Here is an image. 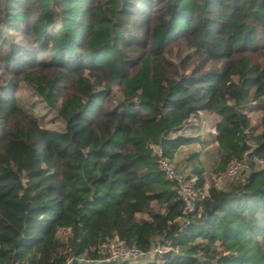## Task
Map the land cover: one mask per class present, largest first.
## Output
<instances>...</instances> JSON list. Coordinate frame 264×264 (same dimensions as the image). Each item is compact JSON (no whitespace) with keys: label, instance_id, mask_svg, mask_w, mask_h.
I'll return each instance as SVG.
<instances>
[{"label":"trees","instance_id":"obj_1","mask_svg":"<svg viewBox=\"0 0 264 264\" xmlns=\"http://www.w3.org/2000/svg\"><path fill=\"white\" fill-rule=\"evenodd\" d=\"M21 83L63 132L21 108ZM201 114L219 170L264 160V0H0V264H131L105 262L115 239L172 244L144 264H264V169L189 215L160 169L156 148L172 161Z\"/></svg>","mask_w":264,"mask_h":264},{"label":"rangeland","instance_id":"obj_2","mask_svg":"<svg viewBox=\"0 0 264 264\" xmlns=\"http://www.w3.org/2000/svg\"><path fill=\"white\" fill-rule=\"evenodd\" d=\"M191 53L192 52L181 53V58H178L180 52L178 49H174V51L172 52L169 58L174 64L177 65V67H179L180 69H182V71H184L183 68L180 66L181 62ZM195 65H196L195 61L192 62V64H190L189 67L187 66L186 71L190 72L194 67H196ZM17 98L19 100V104L21 108H23L28 113L35 115L39 119L40 125L43 128L58 133L64 131V123L61 120V118L57 115V113L54 110H52L48 106L44 98L37 95V93L31 86L25 83H21L18 88ZM246 113L249 116L252 125V128L246 132L248 134L247 137L249 138L248 145L251 148V150L246 153V155H248L251 154L252 151H254L255 149V144L250 140V138L259 134L261 130V126H262L261 107L257 105H253L249 111H246ZM202 115L201 117H203ZM208 120H210V118H208ZM191 121L193 122L194 120ZM197 122L201 123L199 125L200 127H195L196 126L195 122L192 124L190 123L189 129L184 130V132L182 131L180 136H184L186 138L188 136L189 137L194 136L195 138H200L198 139V142L196 143L194 149L195 151L202 153L206 148L205 151L206 153L202 155L204 159H202L201 161L198 160L199 163L197 162L195 164L194 169L192 168L189 169L190 172L189 171L186 172V168L188 169L187 164L190 163V161L186 158L188 156V152H185L184 154L180 155L177 158L176 163L179 164L178 168L176 163L170 160V164L176 170L177 176L179 178L185 179V181H190L193 178L195 182H198L199 178L198 175H196L197 173L196 169H200V171H202L201 176L204 179V184H203V188H200L199 190L203 193V195H208L209 189H211L212 187L227 191L232 187L236 186L238 183L245 182L250 171L253 168L262 169L257 167L255 164H251L250 165L251 169L249 171L244 172L235 179L228 178L226 175L228 166L225 168V165H222V167H220L221 169L219 170V165L221 163L223 152L216 145H214L215 141H214V136L212 135L216 134L214 133L215 131L214 127L216 125L215 121L212 122L209 121V124L207 125L206 123L207 121H204L203 118H199V120L196 121V123ZM208 127L210 130L208 129ZM191 140H196V139L192 138ZM191 152L193 153L194 150H192ZM156 153L159 155L160 149L156 148ZM253 161L254 159L249 162L251 163ZM153 210L154 212H158V213H161L162 211L159 209L158 205H154ZM146 218L147 216L144 215L140 216V219H146ZM258 241L261 243L262 246H264L263 239H259ZM106 248L107 245H105V253H107Z\"/></svg>","mask_w":264,"mask_h":264},{"label":"built area","instance_id":"obj_3","mask_svg":"<svg viewBox=\"0 0 264 264\" xmlns=\"http://www.w3.org/2000/svg\"><path fill=\"white\" fill-rule=\"evenodd\" d=\"M163 153L160 149L159 153V166L165 175V178L170 181H177L179 185L180 199L184 204L187 214H193L195 210V203L203 200L207 195L195 187V180L192 178L190 181H185L177 176L176 170L170 164V161L162 157ZM255 164L257 167L264 169L263 159H254L253 162H249L247 158L241 161L232 162L226 171V175L230 179H235L239 175L250 170V165ZM189 221L186 220L184 227L189 225ZM107 259L105 262H129L131 264H144L148 261L154 260L156 257H161L172 251V244L167 242L162 244L161 241H157L151 249L144 252L137 247H128L125 244L119 242L118 239L110 241L107 245Z\"/></svg>","mask_w":264,"mask_h":264},{"label":"crops","instance_id":"obj_4","mask_svg":"<svg viewBox=\"0 0 264 264\" xmlns=\"http://www.w3.org/2000/svg\"><path fill=\"white\" fill-rule=\"evenodd\" d=\"M254 105H256V104H254ZM202 115V114H201ZM203 117H201V118H203V120L204 121H207L206 123H207V125L209 124V121H215V124L218 122V118L217 117H215V116H210V115H207V114H203L202 115ZM208 118H210V120H208ZM198 121V120H197ZM195 124H196V126L195 127H200L199 125L201 124V123H199V122H195ZM208 129H209V127H208ZM214 129H215V127H214ZM186 130H188V129H186ZM210 130V129H209ZM205 133V132H204ZM214 133H215V131H214ZM249 133V132H248ZM212 136H214V141H215V138H216V134L215 135H212ZM186 138V137H185ZM192 138H194V139H196V140H191L190 142H188V143H186L185 145H182V146H180L179 148H178V151H177V153H176V155H175V157H174V159L172 160L173 162H175L176 163V160H177V158L180 156V155H182V154H184L185 152H188V156L186 157L189 161H190V163H188L187 164V166H188V169L186 168V172H190V168H192V169H194V166H195V164L198 162L199 163V161H201L202 159H204V157H202V155H204L206 152V148L204 149V151L201 153V152H197V151H195V149H194V147H195V145H196V143L198 142V139H200V138H195L194 136L193 137H187V139H192ZM203 144V143H202ZM214 145H216L218 148H219V146H218V144L215 142L214 143ZM187 150H189V151H187ZM192 150H194V152L192 153L191 151ZM196 158V159H195ZM199 160V161H198ZM196 161V162H195ZM194 162V163H193ZM176 165H177V168L179 167V164L178 163H176Z\"/></svg>","mask_w":264,"mask_h":264}]
</instances>
